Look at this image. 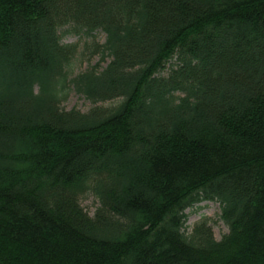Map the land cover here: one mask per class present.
Listing matches in <instances>:
<instances>
[{
	"label": "trees",
	"instance_id": "trees-1",
	"mask_svg": "<svg viewBox=\"0 0 264 264\" xmlns=\"http://www.w3.org/2000/svg\"><path fill=\"white\" fill-rule=\"evenodd\" d=\"M0 264H264V0H0Z\"/></svg>",
	"mask_w": 264,
	"mask_h": 264
},
{
	"label": "rangeland",
	"instance_id": "rangeland-1",
	"mask_svg": "<svg viewBox=\"0 0 264 264\" xmlns=\"http://www.w3.org/2000/svg\"><path fill=\"white\" fill-rule=\"evenodd\" d=\"M64 33V31H63ZM97 39L95 40L99 44H103L106 40V36L103 33H97ZM63 42L66 44H77L79 45L80 52L84 55L76 58L74 63V74H78L89 67V64H96L100 57L93 56L86 50V46L88 44H92V39L85 35H78L75 33H68L64 35ZM63 106L71 110L73 108H77L82 112H88L92 103L88 101L85 97L77 94L73 89L69 92L67 99L64 101ZM82 205L85 210L93 216L99 207V201L97 197L92 193H87L82 198ZM188 214L187 227L188 230L191 231L192 228L199 222H201L205 218H209L212 221L213 230L217 239H221L222 236L228 232L227 226L220 220V205L217 202H203L196 207L187 210Z\"/></svg>",
	"mask_w": 264,
	"mask_h": 264
}]
</instances>
